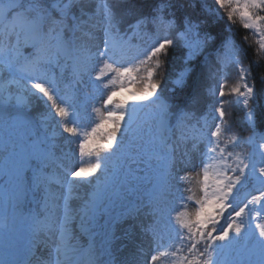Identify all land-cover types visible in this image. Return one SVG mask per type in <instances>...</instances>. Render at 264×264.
<instances>
[{
  "label": "snow or ice",
  "instance_id": "1",
  "mask_svg": "<svg viewBox=\"0 0 264 264\" xmlns=\"http://www.w3.org/2000/svg\"><path fill=\"white\" fill-rule=\"evenodd\" d=\"M121 4L127 0H0V66L19 76L12 83L27 82L23 86L26 95L0 93V114L6 117V126L15 137L4 143L0 177L15 188L17 200L26 191L39 193L42 207V212L28 217L25 260H11L5 252L0 264H74L78 252L86 253L87 264H102L100 257L106 248L90 244L82 249L74 243L76 231L92 238L98 228H112L124 220L140 221L136 226L151 237L152 254L147 264L169 257L171 264H264V222L253 226L254 219L264 220V216L256 211L255 216L249 213L247 221L244 218L251 205L264 208V167L257 169L255 164L257 155L264 161V143L252 153L235 152L243 143L253 144L254 136L241 138L231 133L224 107L226 95H235V103L248 107L255 95V78L249 83L252 67L244 66L239 60L240 50L225 40L221 48L228 55L217 51L215 68L209 73L213 85L208 91L213 103L203 124L197 120L189 126L186 122L193 114L184 110L173 113L160 95L161 83L155 80L163 67L160 57L179 44L187 50L184 62L188 64L203 55L215 37L202 31L203 21L189 15L178 18L173 0H160L150 15L138 14L131 6L118 14L114 8ZM215 4L218 16L223 10L234 22L238 14L245 29H257L259 50L264 51V30L259 23L264 22V15L258 14L264 11V0H215ZM128 16L133 17L131 22ZM124 24L127 27L122 30ZM149 27L155 37L153 43L128 56L129 33L135 35ZM97 31L102 32L99 40ZM29 48L32 51L26 53ZM68 62L75 76L89 77L104 106L112 105L117 96L113 89L104 97L108 87L104 80L109 74L119 82L121 91L125 82L131 85L139 80L141 86L128 88L132 94L118 100L119 111H106L98 123L82 132L81 113L73 97L60 94L56 74L51 71L59 68L62 75ZM229 64L237 66L238 77L226 93L225 68ZM190 71L180 70L170 91L183 86ZM260 79L264 82V76ZM32 97L46 105V110L36 116L30 115ZM13 99L15 104H11ZM145 101L156 107L151 114L155 127L149 126L147 133L143 130L147 121L137 118L139 102ZM197 101L193 97L192 102ZM56 117L59 119L51 124ZM62 134H67L68 140L76 138L79 155L94 156L95 162L65 166L66 157L57 143ZM58 150L61 155H57ZM197 167L201 170L197 176L202 173L199 183L203 195L193 202L184 194L191 189L183 185L190 182L187 170ZM117 170L122 173L118 180ZM98 171L104 173V180H98L85 197H74L78 186L90 183L89 178H95ZM253 177L262 190L241 206L238 193ZM74 198L82 200L77 208L71 205ZM177 202L179 207L194 203V218L180 211L173 215ZM101 217H105L104 224L99 223ZM7 225L5 216L0 219V230ZM108 235L114 233L106 232ZM48 249L47 256L40 254ZM226 250L232 253L230 259L225 258ZM144 254L140 249L139 256Z\"/></svg>",
  "mask_w": 264,
  "mask_h": 264
},
{
  "label": "rangeland",
  "instance_id": "2",
  "mask_svg": "<svg viewBox=\"0 0 264 264\" xmlns=\"http://www.w3.org/2000/svg\"><path fill=\"white\" fill-rule=\"evenodd\" d=\"M127 4L132 5V8H135L137 5V0H127ZM97 40L102 37V32L97 31L96 32ZM130 35L129 33V49L127 50V55L128 56H133V52L135 49V46H133L130 42ZM90 43H95V41H92ZM3 46V42H0V47ZM30 49V48H29ZM29 49H25V52H31L32 50L29 51ZM94 50V49H93ZM71 65V62H70ZM234 68L237 69L236 65H232ZM165 70L162 71L164 73V85H167L169 82L173 81L171 78L174 77V75L177 73V71L170 66L169 68L167 66H164ZM3 66H0V93H4L5 95L11 94L13 97L19 96V95H26L24 92V85L25 83L20 81V84L15 85V93H13L14 90V84L8 83L4 80L2 76L3 72ZM238 77V72L235 73V77L226 80V93L229 92V89L231 86H233ZM140 82L138 81L136 84H128L125 87V90L123 91H118L117 96L113 98L114 103L109 106H104L102 103V100L100 99L102 109L106 112L108 110L111 111H119V106H118V100L123 97L125 99H128L131 96V92L127 91L128 88H133V90L136 87H139ZM195 91H197L198 95L201 96V100L204 103L206 100L205 97V86L199 85V87H195ZM194 93V91H192ZM161 95V94H160ZM162 96V95H161ZM225 101H228V103H225V107L232 106L233 102L235 101L236 97L235 95H226L224 97ZM172 100H177L176 98ZM135 103V102H133ZM11 104H15V99L11 101ZM149 103L147 101L145 102H139L137 110L143 107H147ZM153 112L156 111V107L152 109ZM152 113H146L143 114L137 113V118L139 122H145L143 123V130L145 133H147V130L149 126H152L153 128L155 127V121L149 117ZM226 116L228 119L234 123L237 126H241V115L240 112H236L232 115L227 114ZM204 118H206L205 115L198 116L196 117L193 122H186L189 126L196 124L197 120H200V123H204ZM59 118L56 117L52 121L54 122L55 120H58ZM127 119V117H126ZM6 117L0 114V157H3L5 155L3 151L4 143L6 141H9L10 138L14 139V134H12L11 129H9L6 126ZM175 125V124H173ZM51 131V129H49ZM180 133L179 131L176 132V135L178 136ZM147 138V137H146ZM127 142V141H126ZM190 146V145H189ZM76 153L78 155L77 161L70 167H78L81 163L83 164H88V163H94L95 162V157H89L87 155L81 157L79 155L78 149L76 150ZM103 155V154H102ZM231 162V161H229ZM247 162V161H246ZM256 164V163H255ZM256 168L258 169L259 167ZM189 175L193 176L194 178L198 180H202V173L201 175L197 176V173L200 172V168L197 167L195 169L189 168L188 170ZM122 173L117 170L115 174V179H120ZM6 178L0 177V219L4 218L6 215V210H7V199L13 195H17L16 190L13 186L6 185L3 181ZM255 181V186L251 189L250 192L246 193L244 195L245 198V203L250 201L253 196H256L258 192L261 189L260 184L258 181L253 177ZM90 183H84L78 186L76 192L74 193V197H80L83 198L87 193H91L93 191V188L97 184V181H103L104 180V173L101 171H98L95 174V178L90 177L89 178ZM57 186L53 185V188L55 189ZM185 189H191V196L193 198V202L196 199H199L203 193L201 191V184L199 182L194 181L193 183H185L183 185ZM188 191H185L187 193ZM107 194H105L106 196ZM25 197V194L19 198V200H22ZM82 200L74 198L71 201V205L73 208H77L81 204ZM242 206V205H241ZM187 214L189 216H193L194 218V212H195V207L194 203H187ZM119 208V207H117ZM117 208L115 210H117ZM256 211H260L262 216H264V208H261L260 205H251L248 210L245 212V221H247L249 213H251L253 216H255ZM28 217L25 219H21L19 223H12L7 225V229L5 230H0V249L2 250V253L5 254L7 252L9 254L8 258L17 262H23L26 258V253H25V247H26V240L28 236ZM143 219V218H142ZM105 222V217H101L99 219L100 224H104ZM140 221L138 220H124L121 221L117 224H115L112 228L110 229V233H114V235H111V242H105V245L103 242H96V237L97 234L90 238L88 235H84L76 231V236L77 240L74 241V243H78L82 249H87L89 245H93L95 248H100L101 246L107 248L106 254L102 255L100 257L102 264H134V261L137 262V264H147L148 260L150 259V255L152 254V243H151V237L143 235L141 233V229L136 226L138 225ZM258 222H264V220L261 219H254L253 220V226L255 223ZM73 229H76L75 223L72 225ZM101 228H98L96 232L98 233ZM143 249V252L145 253L143 256H139V250ZM162 250H167V249H162ZM48 251H51V249L43 251L42 255L47 256ZM4 256V255H3ZM139 256V259L137 260V257ZM232 256V253L229 250H226L225 252V258L230 259ZM2 257V254L1 256ZM81 259V260H86L87 261V255L85 252H78L76 256L74 257V261L76 259Z\"/></svg>",
  "mask_w": 264,
  "mask_h": 264
},
{
  "label": "trees",
  "instance_id": "3",
  "mask_svg": "<svg viewBox=\"0 0 264 264\" xmlns=\"http://www.w3.org/2000/svg\"><path fill=\"white\" fill-rule=\"evenodd\" d=\"M97 2V1H96ZM160 2V0H137V5L134 8L138 14L150 15L153 9ZM176 4V15L178 18L184 15H189L193 19H199L203 21L202 31L211 33L215 40L212 41L203 55L195 57L190 63L185 64L184 57L186 55V49L181 45L176 44L169 48L166 56L160 57L163 61V68L172 66L174 69L182 70L190 68L191 71L186 76V87L181 90V87H176L174 92L180 91L178 94L181 99L180 103L188 102L192 97L191 88L196 86L197 80H212L211 78L205 79L209 71L213 70L215 63L214 56L217 51L226 54L227 52L221 48L222 43L225 40H231L234 46L239 49V58L246 66L252 67V77L249 81L252 83L253 78L255 83V95L251 99L249 112L253 113V118L247 120V124L251 129L264 130V82L261 81V77L264 76V51L259 50V33L257 29H245L244 22L239 18L238 14L234 17V22L229 21L226 13L220 10V15L215 13L218 9V5L215 4V0H173ZM100 3V2H99ZM195 3V7L190 5ZM183 4L184 7H180ZM126 7L130 4H124ZM92 9H95V3L91 5ZM259 15H264V11H260ZM261 29L264 30V22H259ZM153 29L151 27L146 29L150 40L153 42L155 37L152 35ZM247 38L246 40L244 38ZM210 56V57H208ZM208 57V58H207ZM226 57V55H225ZM207 58V59H206ZM200 68L204 71L200 77ZM185 84V83H184ZM184 86V85H183ZM213 100L208 105H211ZM239 112L241 119L245 118V110L240 107Z\"/></svg>",
  "mask_w": 264,
  "mask_h": 264
},
{
  "label": "bare ground",
  "instance_id": "4",
  "mask_svg": "<svg viewBox=\"0 0 264 264\" xmlns=\"http://www.w3.org/2000/svg\"><path fill=\"white\" fill-rule=\"evenodd\" d=\"M151 109H152V105H149L147 107L140 108L139 110H137V113L139 114L142 112L143 114H146V113L150 112Z\"/></svg>",
  "mask_w": 264,
  "mask_h": 264
}]
</instances>
